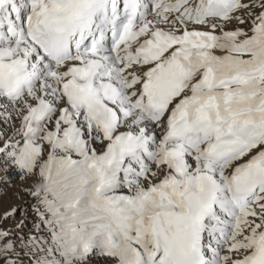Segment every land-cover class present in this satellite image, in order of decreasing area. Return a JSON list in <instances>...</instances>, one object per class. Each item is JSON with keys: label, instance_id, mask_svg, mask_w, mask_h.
Here are the masks:
<instances>
[{"label": "snow or ice", "instance_id": "6c2138e0", "mask_svg": "<svg viewBox=\"0 0 264 264\" xmlns=\"http://www.w3.org/2000/svg\"><path fill=\"white\" fill-rule=\"evenodd\" d=\"M0 264H264V0H0Z\"/></svg>", "mask_w": 264, "mask_h": 264}]
</instances>
